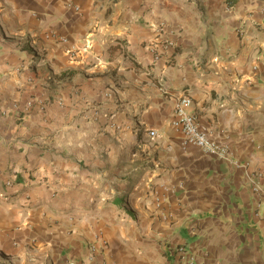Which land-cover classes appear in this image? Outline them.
Returning <instances> with one entry per match:
<instances>
[{
	"label": "crops",
	"instance_id": "crops-1",
	"mask_svg": "<svg viewBox=\"0 0 264 264\" xmlns=\"http://www.w3.org/2000/svg\"><path fill=\"white\" fill-rule=\"evenodd\" d=\"M69 261L264 264V0H0V264Z\"/></svg>",
	"mask_w": 264,
	"mask_h": 264
},
{
	"label": "built area",
	"instance_id": "built-area-1",
	"mask_svg": "<svg viewBox=\"0 0 264 264\" xmlns=\"http://www.w3.org/2000/svg\"><path fill=\"white\" fill-rule=\"evenodd\" d=\"M70 6H73L70 4ZM78 8L77 6H75ZM168 45H173L172 41L167 42ZM193 104V99L189 91L183 92L177 99L174 108V117L172 119V125L181 130L184 134L185 141L187 143L198 146L204 151L214 154L216 156H227L228 150L226 147L220 145L218 142L212 140L208 134L200 128L198 120L189 108ZM150 134L152 136L156 135L155 130H151ZM253 190L255 194L260 193V186L254 185ZM183 254L187 253L185 246H180L178 248ZM66 264H76L73 261H69Z\"/></svg>",
	"mask_w": 264,
	"mask_h": 264
},
{
	"label": "rangeland",
	"instance_id": "rangeland-1",
	"mask_svg": "<svg viewBox=\"0 0 264 264\" xmlns=\"http://www.w3.org/2000/svg\"><path fill=\"white\" fill-rule=\"evenodd\" d=\"M122 201H123L122 197H119V198H116L113 200V202H115V203H121Z\"/></svg>",
	"mask_w": 264,
	"mask_h": 264
}]
</instances>
